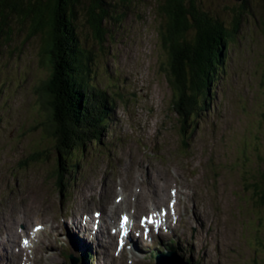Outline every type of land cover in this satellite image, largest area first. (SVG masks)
<instances>
[{
	"label": "rangeland",
	"instance_id": "rangeland-1",
	"mask_svg": "<svg viewBox=\"0 0 264 264\" xmlns=\"http://www.w3.org/2000/svg\"><path fill=\"white\" fill-rule=\"evenodd\" d=\"M247 1L251 14L248 9L249 13L243 14L237 37L213 71L209 104L204 103L205 111L184 129L174 111V93L166 78L169 56L160 39L162 19L156 0H106L112 18L103 21L104 49L89 26L86 12L92 3L83 0L84 10H78V35L81 45L92 53L89 85L96 87L98 103L108 100L104 113L109 119L106 117L102 144L90 143L81 155L70 154L67 171L62 173L57 167L59 156L53 152L54 145L43 127L49 113L41 92L51 75L43 38H29L27 25L16 23L10 40L7 36L0 38V235L4 237V228L17 219L16 213L21 210L19 219L23 221L17 229L22 233L21 239L29 236L30 264L45 255L44 250H34L33 242H38V235L33 240L35 225L30 226L28 235L24 233L23 225L33 221L32 209L29 213L26 209L28 201L35 206L34 213L42 211L54 223L69 222L62 215L72 210L96 212L102 199L113 204H117L116 198L122 202L124 194L122 198L117 182H123V189L129 186L122 192L129 194L125 200L131 208V202L135 203L139 196L135 191L142 184L146 190L149 177L158 186V172L169 174L174 187L183 191L178 209L180 221L169 226L182 238L190 239L191 244L186 245L191 250L181 252L188 262L203 263L201 246L209 241L214 244L208 243L204 249L208 253L204 254L207 264L210 256L211 264H261L264 208L258 207L246 186L248 171L260 168L258 160L264 156V4L261 0ZM241 4L242 0H200L208 14L227 26ZM184 180L187 185L182 187ZM60 182L64 184L62 190ZM112 184L115 194L109 199L105 195L110 194ZM35 194L39 201H34ZM176 195L175 190L165 205L173 216ZM192 200L206 213L197 207L190 212L196 217L198 229L184 216L185 209L193 205ZM138 203L143 207L140 214L146 223L147 217L154 214L148 213L147 202ZM163 205L160 202L157 207L162 209ZM114 215L113 211V217L118 213ZM36 217L42 220L40 212ZM91 221L93 225L95 220ZM50 226L49 232L43 230L41 238L50 241L45 246L54 247L50 249L54 257L46 264H68L70 261L63 254L65 246L60 244L63 233ZM98 226L90 229L100 233L103 225ZM11 227L16 228V224ZM127 232L131 237L130 228ZM163 233L162 236L168 235ZM82 235L86 236L84 232ZM103 238L101 233L94 247L107 251ZM175 242L181 244L180 236ZM130 243L137 244L133 239ZM148 245L157 246L153 240ZM109 256L113 264H131L132 258L135 264H155L153 259L136 258L125 250L120 257L114 255V250ZM103 258H94L92 263L105 264ZM10 261L9 256V261L0 264H11Z\"/></svg>",
	"mask_w": 264,
	"mask_h": 264
},
{
	"label": "trees",
	"instance_id": "trees-1",
	"mask_svg": "<svg viewBox=\"0 0 264 264\" xmlns=\"http://www.w3.org/2000/svg\"><path fill=\"white\" fill-rule=\"evenodd\" d=\"M90 1L91 8L86 12L89 26L103 46L102 26L103 21L112 18L110 5L106 0ZM248 3L242 0L227 26L208 14L200 0H156L162 19L160 39L169 56L166 78L174 93V111L184 129L209 104L211 76L227 46L237 37L243 14H251ZM81 8L84 10L83 0H0V38L7 36L10 40L14 23L27 25L29 38H43L51 68L49 84L41 92L49 113L43 127L54 145L53 152L59 156L60 173L67 171L70 154L81 155L90 143H101L103 125L109 119L104 113L107 99L98 103L97 89L89 85L92 53L81 45L78 35ZM258 162L262 166L248 171L245 186L258 207L264 208V156Z\"/></svg>",
	"mask_w": 264,
	"mask_h": 264
},
{
	"label": "bare ground",
	"instance_id": "bare-ground-1",
	"mask_svg": "<svg viewBox=\"0 0 264 264\" xmlns=\"http://www.w3.org/2000/svg\"><path fill=\"white\" fill-rule=\"evenodd\" d=\"M71 153H73V152H71ZM142 168H144V167H141V169ZM157 175H158V177H157L158 186H157L156 180L154 178H151L148 176L150 178V179L148 178V180H150V181L148 183L147 189L145 190L144 185L142 184V188L140 190L135 191V192L139 193V196L135 197V199H136L135 203L131 202L133 204L130 205V202H129V205L131 206V208L127 207L128 201L125 200V198H127L128 197L127 195H129V194L126 192H122L123 190H125V191L128 190L129 186H127V189L126 188L123 189V187L120 186L121 184H123V182H120V185L117 182L116 187H118L120 189V192L122 193V195H121L122 198H123V194H124V198H123L122 202L117 199L116 200L117 204H113L112 202L108 201L107 199H102L100 201L99 205H96L97 212L95 214H93V212H89V210H85V211H81V212H79V211L67 212V213H65V215H63V219H65V216H69V217L72 216L71 218H67V220H70L69 222H63L62 220H60L57 223H54V222L50 221L49 216H46L45 213L42 211H39L41 213L42 220H38L36 216L39 212L34 213L35 206L32 207L33 203L31 201H28V204H26V209L28 210V213H29V209H32V212L30 213V215H31V219L33 221H31L28 225H23L24 233H26V235H28L33 230V235L36 236L35 235L36 234L35 228L39 227L40 223H41L42 229L46 230V232H49L48 226L51 225L50 228L52 226L56 227V230H53V231H55L57 233H60V232L63 233L62 234V236H63L62 241L60 242L61 245H64L66 248L71 249L78 254L80 253L81 262L77 260L71 264H85L84 256L86 257V260L88 259V262L90 264H93L92 261L94 258L100 259V258H103L104 255H106V258L105 259L103 258L104 263L107 264V260H108V264H113V259L109 256V254L111 251L115 250V247L118 243L119 215L121 213H126L130 217L129 221L131 222V226L129 225V228L132 231L131 237H129L130 241L128 242L130 254L135 255L136 258L137 257L138 258H146V257H149L153 253H159V251H165L167 249L169 250V249L173 248L174 250H176L178 252L177 257H182L185 260L189 261V259L182 256L181 252L185 253L187 249L189 251L191 250L186 245V243L191 244L189 242L190 239L187 240L186 236H184L182 238V236L180 235V233L177 230L168 231L167 236H161L160 234H158L156 237H152V238H146V236L142 232V228L140 225L141 222H140L139 217L143 215V214H140V211L143 210V207L141 205H139L138 202H144V201L147 202L148 213L149 212L157 213V212H159V207H157V204L162 202L164 204L162 207L165 208L166 207L165 205H167V201L169 199H172L173 191H175V190L177 192L176 199H175L177 204H176V206L173 205V208H174V211L176 213V215H175L176 217L171 215L170 207L167 206L166 210L168 211V213L166 214L165 219L169 225L172 224L173 222L177 223L180 221V219H179L180 214H179L178 209H179V206L181 205V195H183V191L181 188H177L178 186L174 187L173 183L170 182L169 174L165 176L164 174H161L158 172ZM185 181L186 180H184L182 182V187L184 185H187L185 183ZM157 187L159 189H157ZM114 189H115V185L112 184L110 194L107 193L105 195V197L110 196L109 199L114 197V194H115ZM169 189H170V192H169ZM130 191H131V189H130ZM38 197H39V195L35 194L34 201L38 200ZM40 201L44 202V199L41 198ZM170 201H169V203H170ZM104 203H105V205H104ZM151 203L153 204V206H150ZM192 203H193V205L191 207L185 209L184 216L187 215L189 217V221H192L190 223L191 224L194 223L196 225V229H198L196 217L193 216L192 214H190V212H193V209H196V207H197L194 200H192ZM133 206H135V207L133 208ZM113 208H114V210H113ZM123 208H125V209L123 210ZM175 208H176V210H175ZM132 209L134 212L133 214H132ZM122 210H123V212H122ZM113 211H114L115 215L118 213V216L113 217ZM199 211L203 214L205 213L203 210L199 209ZM17 212H18V214L16 213L17 219L12 221V222H9V227L6 226L4 228V230H5L4 237L5 238L0 235V261L1 262L9 261V256H10V258L12 260V261H10V263L12 262L11 264H30L32 262V258H30V253L27 252V250H29L30 246L28 244V246L25 247L24 243L23 244L21 243L22 233L20 230L17 229V225L18 226L22 225L23 220L19 219L20 217L22 218V211L19 210ZM137 212L139 214L135 215V214H137ZM91 219L95 220L93 225L90 224L92 222ZM13 223L16 224V228H14V229L11 227V224H13ZM36 223H38V224H36ZM99 224L103 225L101 232L100 233H94L93 230L90 229V227H92L93 229L96 230L97 228H99V226H98ZM31 225H35V227L32 230H30ZM26 228L27 229L29 228L28 232L26 231ZM146 228H147V230H149L150 226H146ZM212 228H214V226ZM120 230L121 229L119 228V231ZM68 231H69V234H68ZM205 231H207V232L209 231L207 226H205ZM17 232H18V234H17ZM83 232L86 234L87 237L82 235ZM151 232H155V231H151ZM101 233L104 234V238L102 240H103V244L105 245V247H107L106 248L107 251L101 250V249L99 250V249H96L94 247V245H96L98 243V240H99ZM42 234H43V232H41L39 234L38 242L37 243L33 242V244H34V250L35 249H37L38 251L44 250L45 257L44 258L40 257L39 259H34L36 264L38 261H43V260H45L44 264H46L47 261L52 260V259H50L51 257H54L52 250H50L51 248L47 247V245L46 246L44 245V244L50 243V241L49 240H46L48 242L42 241L41 240V238L43 237ZM69 235H71V237ZM115 235H117V237ZM171 236H172V238L170 239ZM179 236H180V241H181L180 243L181 244H179L178 242H175V239ZM207 237H209V236L206 235V238ZM206 238H204V239L206 240ZM210 238H212V237H210ZM131 239H133L134 242L137 244L134 245L133 243H130ZM104 240H105V243H104ZM152 240L156 243L157 246L148 245V243H151ZM138 241H141V243H138ZM38 243H39V246L37 248ZM88 243L91 245H88ZM208 243H211V245L214 244L213 242L206 241L205 243L203 242L202 246H201V251L203 253V263L206 262V264L208 261H206L204 254H208V253H206L204 251V249H206V245ZM136 251H138L140 253H137V254L134 253ZM210 254L211 253H209V256H210ZM114 255H116V254H114ZM172 255H174V253H172ZM3 256H5L6 258H4ZM150 258L152 259V257H150ZM131 260H132L131 264H135L134 261H136V260L135 259L133 260V258ZM188 263L189 264H203L200 261H197V263H195V262H188ZM211 263L212 262H211V256H210L209 264H211Z\"/></svg>",
	"mask_w": 264,
	"mask_h": 264
},
{
	"label": "water",
	"instance_id": "water-1",
	"mask_svg": "<svg viewBox=\"0 0 264 264\" xmlns=\"http://www.w3.org/2000/svg\"><path fill=\"white\" fill-rule=\"evenodd\" d=\"M157 264H188L185 263L180 257L176 255L168 254L160 256L157 260Z\"/></svg>",
	"mask_w": 264,
	"mask_h": 264
},
{
	"label": "snow or ice",
	"instance_id": "snow-or-ice-1",
	"mask_svg": "<svg viewBox=\"0 0 264 264\" xmlns=\"http://www.w3.org/2000/svg\"><path fill=\"white\" fill-rule=\"evenodd\" d=\"M125 221H126V218H125Z\"/></svg>",
	"mask_w": 264,
	"mask_h": 264
}]
</instances>
